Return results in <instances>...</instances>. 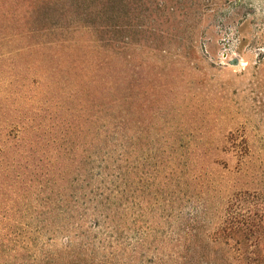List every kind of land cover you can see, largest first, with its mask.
<instances>
[{"label":"rangeland","instance_id":"374dc122","mask_svg":"<svg viewBox=\"0 0 264 264\" xmlns=\"http://www.w3.org/2000/svg\"><path fill=\"white\" fill-rule=\"evenodd\" d=\"M142 12L114 22L115 37L124 31L114 54L130 57L142 46L144 60L160 59L148 39L128 46L131 29H165L185 37L176 47L194 48L172 73V91L160 89L154 104L148 93L144 99L150 149L165 157V144H173L197 176L189 201L148 207L137 213V229L121 228L118 236L91 215L85 237L66 233L60 89L42 86L29 58L21 66L1 60L0 264H36L68 243L89 244L93 264H251L264 254L263 244H238L234 233L238 215L264 205V0H184L171 15L151 9L138 18ZM75 184L73 222L82 213Z\"/></svg>","mask_w":264,"mask_h":264},{"label":"trees","instance_id":"16d2710c","mask_svg":"<svg viewBox=\"0 0 264 264\" xmlns=\"http://www.w3.org/2000/svg\"><path fill=\"white\" fill-rule=\"evenodd\" d=\"M183 1L0 0V61L9 59L21 66L29 58L34 65L31 74L42 86L59 88L63 99L60 111L65 158L61 172L67 204L66 233L83 230L85 237L91 232L86 228L91 215L96 226L118 236L121 228L131 225L137 229L141 220L136 215L148 207L173 208L189 201L197 176L189 161L176 157L173 144H165V157H161L159 147L150 149L147 133H153L144 120V99L148 93L154 104L160 89L172 91V73L192 58L194 48L176 47L174 42H185V37L165 29H131L128 46L148 39L156 44L152 56L160 59L144 60L139 56L142 46L124 57L113 52V45L117 48L114 43L123 48L120 35L124 31H119L117 38L112 29L128 12L143 11L138 18H146L151 9L152 13L171 15ZM53 172L49 169L50 174ZM75 183L82 203L77 225L73 222L76 205H70L78 202L72 191ZM232 202L229 197V208ZM261 206L253 214L238 215L240 225L234 231L241 238L238 244L252 240L258 248L264 245ZM226 219L231 220L230 215ZM99 243L108 246L106 239ZM89 246L68 243L36 264H93ZM250 263L264 264V254Z\"/></svg>","mask_w":264,"mask_h":264},{"label":"water","instance_id":"95a60500","mask_svg":"<svg viewBox=\"0 0 264 264\" xmlns=\"http://www.w3.org/2000/svg\"><path fill=\"white\" fill-rule=\"evenodd\" d=\"M235 63H236V61L233 62V64H235Z\"/></svg>","mask_w":264,"mask_h":264}]
</instances>
